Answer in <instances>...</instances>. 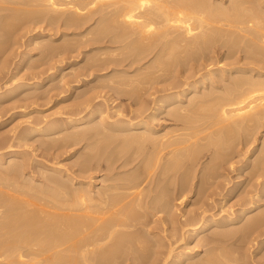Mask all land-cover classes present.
Segmentation results:
<instances>
[{"label": "bare ground", "instance_id": "bare-ground-1", "mask_svg": "<svg viewBox=\"0 0 264 264\" xmlns=\"http://www.w3.org/2000/svg\"><path fill=\"white\" fill-rule=\"evenodd\" d=\"M14 3L16 5L19 4L20 7H22L21 4L26 6H23L25 9H21L18 6L21 9L18 8L21 13L28 11L22 14L19 11H13V13H15L12 14V10H14L12 7V10H10L11 16L8 10L7 12L9 13L6 12L9 15L8 21L5 20L7 16H3L5 17L3 22L1 21L2 16L0 15V24L1 22L11 23L10 25L8 23L1 24L2 27H0V30L3 32L6 31V36L8 35L6 40L4 39L6 36L0 31V36L3 35L2 37H4L3 39L5 40L3 41V45H7V42H9L8 44H10V41L12 42L10 36L14 32V29H20L18 30L20 33H13V35L17 33L13 37L15 39L13 42H18L19 37H21L17 36L19 34H22L23 36L21 38H24L27 32L34 28L30 27L29 31L28 28H26L30 25L33 26L32 24H28L31 23L28 21L30 19L32 20L29 16L31 15L32 17L34 15L33 17H37L36 15H38L37 23L39 22L38 24H40L41 22L39 28H41L42 31L40 30V32H38V30L36 32L35 30L36 33H33V31V34L29 36V43L32 45L33 51L40 49L39 51L44 53L45 56L40 55L45 58H42L41 61L39 59V61L36 62L38 56H40L38 54L37 59L33 61L34 63L36 62L34 66L33 63H30V65L27 62L29 66H31L32 71L33 69L36 70L32 72L29 70V66L27 68L25 67V70L29 71L30 74L31 72L34 74H31L33 78L35 77V79L32 78V81L29 79L23 83L19 82L20 84H15L14 82L12 83L13 86L6 88V90L4 88L8 86V83H5L6 85L1 83L0 98L15 93V91L21 87H24L23 89L37 88L47 79H52L58 71L67 74L68 71H65V68L70 69L68 72L70 74L69 77L72 75L74 78L78 77L80 82L81 79L85 81L89 80L96 69H98L97 71L102 70L101 72L104 73L96 76V82L106 78V81H101V86L107 83L108 80L113 88L110 89L114 91V87H117L114 91L117 92V95L120 90L122 91V86L119 85L121 87L119 88L113 84L123 83L122 85H124V83H127V85L129 84L130 86L132 81H138L140 82L139 85H141V83H143L142 80L145 84L143 89L137 93L136 97H134L136 94L134 92L135 89L134 91L131 90L135 93L134 96L130 93L131 91H128L130 95L127 92V95L131 96L130 98L134 100V103L133 101L132 103H128V105L130 104L129 107H133L134 104H137V108L128 109L129 111L131 110L130 112L127 110L129 112L128 114H124L127 111L119 102L113 107L109 105L108 109L106 107L105 109H101L98 103L94 104V99L92 97L94 95L98 97V94L95 93L99 92L97 88L100 86V83L94 82L96 85L98 84L95 88L96 90L93 89L95 87L94 84H91L94 87H89V84L87 86L89 88L92 87L93 90L89 89V92L93 93L94 91V94L89 93L91 95L87 97L88 91L86 89L88 88H86V86L84 87L86 88L84 91H87V93L85 94L83 91L84 94H79L82 96L84 95L83 97L86 98L84 99V101H86L83 107L88 109V111L84 114L82 113L85 109L82 108V111V109L79 108L83 105L82 104L78 106L80 111H76L77 113L74 112L76 115L72 113L74 116H71L72 114L69 115L68 113L69 116L67 115L68 117L64 118L62 121H59L60 119L55 121L57 120L56 118L55 120L35 119L31 121L27 119L28 121L26 120V124L28 125H24L25 129L24 127L21 128L23 130L13 135V137H7L6 134V137H4L3 134H0L3 136L0 137V150H6L0 153V162L4 158L8 160V164L6 166L3 165V167H5H2L3 169L0 170V264H114L120 260L121 264H235L236 262V264H238L240 258L236 257L239 256L233 255L235 254L234 250L233 254L229 253L227 250L228 243L226 241V239L230 240L228 238L230 236H232L231 239H234L233 234L238 231L235 232L237 229L235 225L233 228L236 227V229L233 230L232 228L230 231L229 228L231 225L237 222L239 223L240 219L246 218L242 221L244 223L247 220V223L243 226L240 225L241 223L239 225L237 224L241 227L237 229L240 231V235L245 236L248 234V231L250 232L252 229H255V231L257 230L256 228L258 226L255 228L254 225H258L260 220L262 221V215L264 216L263 209H259L261 212L259 211V214L257 213L256 216H254V214L250 215L252 218L248 216L249 220L246 216L261 206V201H264V187H261V191H253L254 193L248 192L249 189H247L249 198L244 200L240 197L243 199V202L242 205L240 204L241 207H239V212L236 210L238 212L236 216L234 212L231 213L230 211L222 215L223 210H225L222 208L220 209L222 212L219 211L222 216L219 215L218 217V212L217 215H214L213 212L212 214H208L210 209L205 210L207 209L205 208L201 210V213L198 212L195 216L193 215L194 217L189 219L185 218L183 222H181L182 220L179 221L177 216L173 213L170 205V196L172 193L174 195L176 192V190L173 192L175 188L171 189L173 184H175V186H177L176 184H183L184 187V184L190 181L186 174L190 173L192 169L186 170L189 169L186 167L187 156H192V153L193 155L197 154L193 149L190 154L191 148L195 147L192 145L198 143L200 140H208V142L204 140L203 142L201 141L202 143L197 144L200 149L201 145L205 144L204 146H206L207 142L208 146L209 141H216V139L221 138L222 135L224 137L234 133H241L242 136V132L244 133L243 135L247 134L245 135V139H240L241 142H239L241 144L238 143L242 147L238 146L233 152L228 148L231 153L227 151V149L226 151L228 153L225 154L223 146L221 150V143L217 140L219 146L217 143L216 147H219L221 152H223L218 155L220 152L218 148H213L214 151L218 150L219 152H213L211 149L214 154L212 155L211 153L210 156L215 160H221L219 163L221 167L218 168L220 170L224 169L222 165L226 162L227 165L230 163L231 167L237 163L238 165L236 167L234 166L237 172L238 169L240 172L242 169L243 172H246V169H249L250 172L251 170L254 171L252 174L248 173L249 170L247 173H244L251 175H248L251 178L247 179V182H252L256 176L257 178L264 177V136L263 139L256 137L259 128L264 127V0H227V2L224 0H0V13H3L1 9H4L5 12V10L11 7V4L14 6ZM27 7L30 8L26 10ZM15 10L17 9L15 8ZM12 15H14V18ZM25 18L28 20V26L25 24L26 26L24 25L23 27H25L27 31L21 27L22 24L26 23V20L21 24L20 22L19 24L15 21L13 22L15 19L17 21ZM59 20L60 23L63 22L62 24L66 26L64 30H62L63 27H59L58 30L56 27H53ZM34 21L36 22V20ZM47 22L51 24L52 28L48 26ZM15 23L21 28L14 25L13 29L12 24ZM57 24V27L58 25L61 26V24ZM5 25H9L8 27L12 25L11 29L13 30H8L9 33L13 31L11 35L8 34L7 27L5 31L1 29L4 28ZM43 25L52 30L53 28L56 29L53 31H55L54 34H56V32L60 34V38L62 39L60 40V44L55 43L57 39H54L51 34L46 35V38V28L43 30ZM70 27H72L71 29L74 27L77 30L68 31ZM69 35L73 36L71 37ZM67 36L71 38L67 39ZM16 37L18 39H16ZM9 38L11 39L10 41H8ZM1 39L2 38H0V41ZM220 39H222V41H220ZM99 42H101V45L96 46L100 44ZM117 42H124L121 47L130 44L129 49L127 48L130 50V54L127 52V56L123 55L124 58H121L120 54L122 52L125 53V47L124 51L120 49L121 53H117L120 55V57L116 55L119 58L114 57L116 50L114 51L115 48H113L111 44H116ZM25 43H22L23 45L17 43V46H15L16 43L14 44L15 49L17 47L16 50L20 52L15 51L13 43H11L12 48L9 50L11 53L17 52V54L19 53L18 55H20V53H24V51L18 49H20V45L21 48L22 46H27L28 43ZM0 44L3 46L2 41ZM89 46H93L94 48H90ZM82 47L86 49L83 50ZM28 48L27 46L26 49ZM131 48L134 49L132 53L136 52L135 54L133 53V55L131 53ZM12 49H14V51H12ZM94 49H97L96 52L93 51ZM90 51H93L91 53H93V57H95V59L97 58V60L93 59ZM188 51L195 53L200 52L201 54L197 53L198 55L196 54L197 56L195 55L194 57V53L191 54ZM9 52L8 55H14H11ZM85 52L88 54L90 53L91 56H89L92 61L94 60L93 63L96 62L92 65V62L89 63L91 66L88 65V68L87 65H83L87 68L85 69L88 70V74L87 72H84V74L83 71H81V69L84 70L82 65L79 63L76 64L78 60H81L79 56ZM183 52L186 54L188 53V55H193L194 58L191 60H193L194 63H188L189 60H186L188 57L184 59L186 55H184ZM31 54L28 51L23 55L21 54L24 56L22 61H30L31 59L29 60V58H32L30 56ZM8 55L6 57L8 59L7 66L10 68L9 59H11V57L8 58ZM41 56L39 58H41ZM180 56H184V60L180 59ZM34 57L36 58L35 55ZM189 57L192 58V56ZM18 58H20V56ZM231 58L233 60H231ZM86 59L88 60L90 58ZM228 59L231 61L229 60V62ZM3 60L0 62L2 67L6 64ZM10 61H12V59ZM86 61L83 63H86ZM171 61H174V67L176 64H179V66L175 67L177 70L179 68L181 69L182 66L180 65L183 64V67H187L186 70L187 72L189 71V73L187 74L186 70L182 68L181 70L186 73L183 71L181 73L179 70L178 72L183 76L179 74L181 77H177L176 75L178 74L175 73L173 69L174 73L170 72V74L176 75H174V78L172 77L173 79L170 82L161 87H153L151 81L147 82L143 79L147 76L148 78L146 79H156L158 74L164 71L162 67H169L170 63H172ZM88 62L90 61H87V63ZM13 64L15 63L13 62ZM45 65L46 67H43ZM121 65H124L123 68ZM18 66L22 67V65ZM94 66L96 69L93 68V70L95 69L93 71L92 67ZM120 66L121 68H119ZM4 68H6V65L2 68L3 70H1V72L5 70L4 72L7 73ZM105 70L107 71L105 72ZM23 72L25 71L23 70ZM23 72V76H26V73ZM13 73L14 72H12V75ZM15 73L19 72L17 71ZM64 73L60 74L61 76L59 75L60 77L57 79V84L59 82L60 87H57L56 83L53 84L56 81H52L54 87H52V84H47V87L48 85L49 87L51 86L50 88L48 87L49 92L53 91L54 88L55 90H60V88H63V90L67 89H64V83L67 87L69 84L67 85L66 83H69L71 80H68L70 79L69 77L65 79L68 75ZM166 73L163 72L162 74L167 76ZM22 74L20 76L16 74L18 78H15L20 80L22 77L23 79ZM86 74L88 75L86 76L88 77L87 79L84 78ZM115 74L118 75H116L117 78L113 77ZM0 77L2 78L1 75ZM6 78L7 77H5V81L8 80H6ZM12 80L15 79L12 78L10 82ZM61 84H63V86ZM108 84H106L105 87L103 86V88L107 89L106 91L110 90L108 89L110 84L109 87ZM131 87H133V85ZM48 88L46 92L45 90L42 92L46 94ZM99 89L101 88L99 87ZM117 89H119V91ZM113 91L110 92L113 93ZM138 91L139 90L136 89V92ZM33 92L35 93V90ZM31 93L30 96L33 94ZM100 94L103 95L102 93ZM33 95L35 96V94ZM101 95L99 97L102 98ZM82 96L78 97L82 99ZM110 96L112 97V94ZM110 96L107 95V97ZM36 97H38L37 94ZM111 97L108 100H114L117 96H114L115 98ZM106 98H103L105 102L107 100ZM31 99L33 100L34 98L31 96ZM117 99L115 100L117 101ZM18 102H20V100ZM18 102L16 104H19ZM22 103H24V101ZM22 103L19 105H22ZM26 103L27 101L25 104ZM80 103H78V105ZM28 104L29 100L26 105ZM102 104L100 102V106H102ZM96 105L100 110L97 107V109H95ZM18 106L17 108H21ZM12 107H1L0 124L5 122V119L2 118L5 117L8 112L12 111ZM162 115L167 116L168 119L166 120L172 121V126L168 127L169 124L161 123L158 125L159 123H156V121L160 120ZM38 134L54 136L51 141H48V139L45 142L41 141V144H44L41 145L44 150H50L51 148H53L51 150H54L57 146L60 148V152H63V148H68L72 145L77 146L85 142L82 145V149L84 150H82V152L78 151L80 153L79 156L76 155L77 161L74 159V161H76L75 164L78 166V170L72 171L70 170L72 168L68 169L65 168L66 166L62 167V165L57 166V162L54 163L55 165H50L32 157L28 158L25 151L26 149L19 150L15 148V146L22 147L29 142L31 143L28 138ZM232 137L235 139L237 138L235 136ZM225 139L224 141L227 142L228 140L230 141L231 138L225 137ZM255 142H257V144ZM231 143L233 142H228V144ZM254 143L256 145L252 146ZM133 144H137L142 150H146L145 148L149 149L146 156L142 153V155L145 156L144 159L141 158V154L137 157L135 156L139 154L137 151H140V149L136 152L130 150L129 147ZM234 144H236L235 141L233 145ZM233 145L231 147L236 146ZM190 146L191 148H189ZM209 147L204 148L202 146L203 150H206H204L205 153L207 152L206 148H208V151L210 150L211 147ZM127 148L130 152H133L131 156L123 153ZM131 148L134 151L137 149H133L134 147L132 146ZM186 148L190 149H188V151H190L189 154L185 155L186 151L184 154L182 153L186 162L185 160L180 162L182 164L183 162L186 163L184 165L186 172L183 171L185 173L182 175L179 171L181 175L178 173V176L175 172L176 169L181 170L183 168V166L181 169L179 168V161H181L179 157H183L180 156L181 154L179 153H181V151L179 150H185ZM199 149L198 151L202 153L203 150ZM128 150H126V153L129 152ZM204 151L202 153L203 155L199 153L202 156L201 159L199 158V162L203 161L202 158L205 155ZM43 152L45 153L47 151ZM122 155L123 157H121ZM169 156L175 158V161L173 162V159ZM208 156L209 155H207V157ZM139 157L143 160V167L146 163L148 165L143 169H140V167H138L139 165H136L139 168V170H137L134 164L136 160H139ZM168 157L170 160L172 159L171 161L174 164L170 162L169 165ZM192 157L188 158H190L189 160L192 159V165L197 161V166L195 165V169L197 170L200 166L198 165L197 156H194L195 158ZM235 157H238V161ZM210 159L205 160L210 163ZM58 160L59 159L56 161ZM201 163H204V161ZM207 163L208 162L205 163L206 166L203 167V171L207 168L208 170L209 168L212 170L217 165V163L215 164L213 161L212 163L215 165L213 164L212 168L209 167L208 165L210 164ZM131 164L135 166L133 168H135L136 171H131L132 173L126 171L125 173L128 175L125 176L122 175V172H115L118 171L117 169L120 168L121 170V168ZM202 166L203 165H201V167ZM27 167L31 170H28V173H32L30 177L33 176V182H25V177L24 179H18L22 174L24 175ZM38 167L40 170L37 173H41L42 175V178L40 175V180L34 179L33 175V172L35 173L37 171L36 169H39ZM95 168H98V170L102 168L108 170L109 172L106 173L107 176L105 175L104 180L110 174H113L112 177L110 176L111 178L108 179L109 181L113 180V182L111 181L108 183L107 181V184H99V186H97V183L95 184L94 181L85 182L83 177L89 178L86 174H89L90 170ZM133 168L131 170H133ZM226 168L228 167L225 165V169ZM215 170L216 168H214V171ZM112 171L113 173H111ZM214 171L211 172L214 173ZM234 171L235 169H233V172ZM95 172L97 171H94V173ZM218 172L219 171H216L217 175H219ZM81 173L86 174L81 175ZM108 173L110 174L108 175ZM191 173L196 174L197 172L194 171ZM201 173H203L204 177H207H205L206 180L211 179L213 180L212 182L216 180L214 179L216 175L213 178V174H210L211 176L208 174L209 176H207L205 172ZM90 174L88 176H90ZM118 174L122 177H119ZM195 174L192 177V174L190 175L191 180L197 175ZM238 174V176L242 175L241 173ZM200 175L199 173L197 176L200 177ZM222 175L225 176V174ZM197 176L195 177L196 180ZM224 176L221 177L224 181L229 178V175H227V177L225 176L226 178H223ZM242 177L243 176L239 178ZM217 178L220 179V175ZM16 179L20 180V182ZM228 180L229 179L226 181L228 182ZM260 180L264 182V178H260ZM200 181H203V179ZM231 181L232 180H229V182ZM191 183L190 181V184ZM203 183L205 182H202L200 188L203 187ZM206 185L207 183L205 186ZM24 188L26 190H24ZM181 193H183V191ZM174 197L176 198L177 196L175 195ZM160 212H165L166 215L152 219V217H155L156 214ZM152 223L157 224L161 228L155 225L158 229V231H155V226L152 225ZM261 223H259V225ZM168 224L170 225L167 226ZM210 225H215L217 229L214 231L212 230L213 232H210L211 235L208 233L206 235L204 234L205 236L208 235L207 237H203L201 233L210 228ZM200 234L203 240L202 238L197 240L198 242H195L196 245L202 244L208 246L215 244L216 246L211 245L209 248L206 247L208 250L204 253H207V255H203L199 260L194 256L195 253L192 252L190 244L191 240L197 237L199 238ZM261 234L263 233L261 232ZM236 235L239 234L237 233ZM244 236L240 237L244 238ZM245 238H248V235L245 236ZM238 239L240 240L241 238L238 237ZM238 239L235 241H238ZM224 243H227L226 246ZM231 244L233 245L234 243ZM241 246L244 245L241 244ZM208 253L210 254L209 256ZM211 253L218 255L217 257L213 254L211 256ZM231 255L234 256L232 257L233 259ZM237 259L239 260L237 261ZM246 259L247 258H245V260ZM186 261L189 263H185Z\"/></svg>", "mask_w": 264, "mask_h": 264}, {"label": "rangeland", "instance_id": "rangeland-1", "mask_svg": "<svg viewBox=\"0 0 264 264\" xmlns=\"http://www.w3.org/2000/svg\"><path fill=\"white\" fill-rule=\"evenodd\" d=\"M224 1H226L227 2V0H224ZM15 4V3H14ZM16 5V4H15ZM14 5V6H15ZM22 5V7H20L19 6V4L18 5H16L15 7L14 6H12V4H11V7H9L7 10H5V12H4V9L2 10L1 9V11H3V13L2 14H4V15H2L1 13H0V15L2 16L1 17V21L3 22L4 21V18L7 16V18H5V20H7L8 21V14L7 13H9L10 12V10H12V9H14V10H12V14H14L13 13V11H19L20 12V10L21 9H25L23 6H25V5H23V4H21ZM21 8H19V7ZM13 7V8H12ZM26 7V6H25ZM12 8V9H11ZM15 8L17 9V10H15ZM20 10H19V9ZM28 8H30V7H27L26 8V10L28 9ZM9 10V12H7ZM23 11H25V10H23ZM28 11V10H27ZM27 11H25V12H27ZM7 12V13H6ZM18 12V13H19ZM25 12H22V13H25ZM21 13V12H20ZM19 13V14H20ZM21 13V14H22ZM10 14V16H11V12L9 13ZM20 14V15H21ZM27 14V13H26ZM16 15V14H15ZM3 16H5V17H3ZM17 16V15H16ZM34 16V15H33ZM31 17V15L29 16L30 18H32V20L30 19L29 20V18L26 16V18L29 20H26V18L25 19H20V20H17L16 21V19L15 20H13V22L15 21L17 24H19V22H20V24L21 23H24L25 22V20H26V23H24V24H22L21 25V27L23 28V29H25V27H23L25 24L28 26V24H32L33 26H28V27H26V28H28V31L30 30L29 28L30 27H34V28H32L29 32H27V34L25 35V39L24 38H21L23 35L21 34H19V35H17V36H21V37H19V39L16 37V39H18V42H16V41H14L13 42V40H15L13 37L19 32L18 30H20V29H18V30H16V29H14V25L16 26V27H20L19 25L17 26V24L15 23V24H12L13 25V29H11V27H12V25H11V27H8L11 23H9V22H5L6 24L8 23L9 25L8 26H6L5 25V27L4 28H1V29H3L4 31H5V29H6V27L8 28L7 29V31L9 30V29H11V30H13L12 32L13 33H15V32H17L16 34H14L13 35V33L12 32H10L9 33V31H8V34L9 35H11V33H12V35L10 36L11 37V39H12V42L10 41L11 39L9 38L8 39V41H10V44H8L9 42H5L7 45H3V41H5L4 39H6L7 40V38H8V35L6 36V34H7V32L5 33V32H3V31H1V33L2 34H4L6 37L4 38V37H2L3 35H1L0 36V38H2L1 39V41H2V45L3 46H1V44H0V62H2V60L4 61V62H6V64L5 63H3V64H5L6 65V68H4V69H6V71H7V73L6 72H1V70H3L2 68L5 66V65H3V67H2V65L0 66V75L2 76V78H1V80L3 81H1L0 80V85H2V84H7L8 86L7 87H5L4 89L6 90V88H9L10 86H13V84L12 83H14L15 82V84H20L19 82H21V83H23V82H26V81H28L29 79H31V81H32V76L34 75L32 72L33 71H36V70H34L33 69V71L31 70V66H29V64L30 63H33V66H34V64H36V62H38L39 61V59H40V61L42 60V58H45V57H42L41 55H43V56H45V54L44 53H41V51H39L40 49H36V51L34 50L33 51V47H32V45H30V41H29V36L31 35V34H33V33H36L38 30V32H40V30H41V28H39L40 26H41V22H40V24H38L37 23V17H39L38 15H36L37 17ZM12 17L14 18V15H12ZM11 17V18H12ZM12 20V19H11ZM10 20V21H11ZM34 20H36V22L34 21ZM24 21V22H23ZM31 22V23H28V22ZM1 22V24L3 25V24H5V23H2ZM12 22V21H11ZM46 22V21H45ZM45 22H43V23H45ZM28 23V24H27ZM42 23V24H43ZM61 24V26H59L58 24ZM56 24L58 25V27L56 26V24H54L53 25V27L55 28H57V30L59 29V27L60 28H62V30H64V27H66V26H64V24H62L63 22H61L60 23V20L57 22ZM1 24H0V27H2L1 26ZM47 24H48V26H51V24H49L48 22H47ZM47 24H45V25H47ZM25 25V26H26ZM40 25V26H39ZM45 25H43L42 27V29L44 30L45 28H46V26ZM63 25V26H62ZM45 26V27H44ZM20 27V28H21ZM86 27V26H85ZM48 28V29H47ZM46 29H45V36L46 35H48V34H51V35H53L52 37L54 38V39H57V41H55V43H57V44H60V40H62L61 38H60V34H58L57 32H56V34H58V35H56V34H54L55 33V31H53V30H56V29H54L53 28V30L51 29L52 28V26H51V28L49 29V27H47ZM67 28H68V26H67ZM66 28V29H67ZM72 27H70L69 28V30L68 31H74V27H73V29H71ZM84 28V27H83ZM65 29V30H66ZM10 30V31H11ZM16 30V31H15ZM26 30V29H25ZM25 30H24V32H25ZM35 30H36V32H35ZM46 30H47V32H46ZM61 30V29H60ZM59 30V31H60ZM75 30H77V29H75ZM27 31V30H26ZM34 31V32H33ZM42 31V30H41ZM52 31V32H51ZM22 32H23V30H22ZM21 32V33H22ZM33 32V33H32ZM20 33V32H19ZM24 34V33H23ZM54 35H56V36H54ZM28 36V37H27ZM45 36H43V37H45ZM69 36H73V35H69ZM69 36H67L66 38L67 39H69V38H71V37H69ZM26 37H27V40H26ZM4 38V39H3ZM20 38H21V40H20ZM46 38H47V36H46ZM26 40V41H24V42H22L23 40ZM21 42H20V41ZM1 41H0V43H1ZM220 41H222V39H220ZM28 43L27 44V46L29 47L28 49H26L27 48V46H22V48H21V45H23L24 43ZM128 42V41H127ZM11 43H13V46H14V44H15V46H17V43L19 44H21L20 45V49H18V50H22V51H24V53H20V55H18L17 54V52H20V51H17L16 49H17V47H16V49H15V46L13 47L14 49H15V51H17L16 53L14 52V53H11V46H12V44ZM23 43V44H22ZM25 43V44H26ZM63 43V42H62ZM100 44H97L96 46H100L101 45V42H99ZM120 44V45H118V44ZM116 44H111V45H113V48H115L114 49V51L116 50V54H115V56L114 57H120V55H121V58H124V56L123 55H126V53L128 52L129 54H130V50H128L129 49V47H130V44L129 45H127V43H126V45L128 46H125V45H123L124 47H121L122 46V44L124 43V42H117ZM129 43V42H128ZM102 45H103V43H102ZM116 45H117V47L118 46H120V47H116ZM19 46V45H18ZM31 46V47H30ZM34 46V45H33ZM26 47V48H25ZM90 48H92L93 46H89ZM126 47V49H125V53H121V50L122 51H124V48ZM132 47V46H131ZM32 48V49H31ZM83 48V50H85L84 49V47H82ZM94 48V47H93ZM123 48V49H122ZM128 48V49H127ZM10 49V50H9ZM14 49H12V51H14ZM26 49V50H25ZM32 51H31V50ZM35 49V48H34ZM121 49V50H120ZM89 50V49H88ZM96 50L97 49H94L93 51H95L96 52ZM132 50L134 51V49L133 48H131V53H132ZM189 50V49H188ZM10 51V52H9ZM27 51L28 52H30V56L33 58H29V60L30 61H28V60H25V61H22V59H23V57L24 56H22L23 54H25V53H27ZM93 51H90V53L91 52H93ZM113 51V50H112ZM208 51V50H207ZM206 51V52H207ZM8 52L12 55V54H14V55H12V56H10V55H8ZM40 52V53H39ZM119 52V53H118ZM189 52V51H188ZM205 52V53H206ZM37 53V54H36ZM90 53L88 54V53H82L80 56H79V59H81V60H78L77 61V63L76 64H80V65H82V68L84 69V70H82L81 69V71H83V73L85 72H87L88 70H86L89 66H91L92 64H94V63H96V62H94L93 63V61H92V59H91V55L93 54V53H91V55H90ZM120 54V55H118V54ZM134 53V52H133ZM133 53H132V55H133ZM136 53V52H135ZM134 53V54H135ZM189 53H191V54H193L194 55V57H195V55L197 54V53H199V54H201L200 52H189ZM208 53V52H207ZM19 57L20 56V58H18L16 55ZM22 54V55H21ZM38 54L41 56V58H39L40 56H38ZM88 54V55H87ZM129 54H128V56H129ZM183 54L184 55H186V57H184V56H180L181 58L180 59H183V57H184V59H186L187 57L189 58H187L186 60H189V62L188 63H194L193 62V60H191V59H193L194 57H193V55H188V53L186 54V53H184L183 52ZM182 54V55H183ZM7 55H8V58H10L11 57V59H12V61L16 64V66H15V64H13V62L12 61H10L11 59H9V62L11 63H9V65H10V68H9V66H7V62H8V59L6 58L7 57ZM34 55L36 56V58L34 57ZM90 55V56H89ZM116 55H118V56H116ZM131 55V56H132ZM180 55H181V53H180ZM198 55V54H197ZM196 55V56H197ZM21 56H22V58H21ZM30 56H28V57H30ZM37 56H38V59H37ZM84 56V57H83ZM88 56V57H87ZM109 56V55H108ZM127 56V55H126ZM130 56V57H131ZM189 56H192V58L191 57H189ZM92 57H93V55H92ZM118 57V58H119ZM14 58V59H13ZM86 58H90V59H86ZM120 58V59H121ZM125 58H128V57H125ZM19 59V60H18ZM34 59H37L36 60V62L34 63L33 61H35ZM78 59V58H77ZM93 59H95V57H93ZM183 59V60H184ZM7 60V61H6ZM18 60V61H17ZM90 61V62H88L87 63V61ZM95 60H97V58L95 59ZM191 60V61H190ZM230 59H228V61H229ZM231 60H233L232 58H231ZM230 60V61H231ZM17 61V62H16ZM21 61V62H20ZM80 61V62H79ZM84 61H86V63H83ZM229 61V62H230ZM29 64H28V63ZM82 62V63H81ZM92 62V63H91ZM125 62H128V61H125ZM172 63H170V68L168 67V66H163L162 67V70H164V71H162L161 72V74H158V77L155 79H151V78H149V79H146V78H148V76L146 77V78H143L145 81H151V83L153 84V87H161L162 85H166V83H168V82H170L173 78H174V75H176V74H170V72L172 73L174 70H175V73H177L178 75H176L177 77H181V76H183L181 73H182V71L183 70H186L187 69V67L186 68H184L183 66V64L182 65H180V66H182L181 67V69L183 68V70H181L180 68L177 70L175 67L176 66H179V64H176V66L174 67V65H175V63H174V61H171ZM176 62V61H175ZM226 62V61H225ZM89 63H91V65H89ZM178 63V62H177ZM24 64V65H23ZM11 65H12V67H11ZM15 67H14V66ZM18 65H22V67L21 66H18ZM31 65V64H30ZM83 65H87V68L85 67V66H83ZM89 65V66H88ZM125 65V64H124ZM124 65H121L122 66V68H123V66ZM29 66V67H28ZM32 66V67H33ZM121 66L119 67V68H121ZM126 66V65H125ZM185 66H186V64H185ZM8 67V68H7ZM28 67V68H30L29 70L30 71H32L31 72V74H33L32 76H31V74H30V72L29 71H27V70H25L26 68ZM43 67H46V65L45 66H43ZM97 67V66H96ZM169 68V69H166V68ZM19 69V70H17V69ZM21 68V69H20ZM86 68V69H85ZM93 68H95V66L94 67H92V70H93ZM98 68V67H97ZM178 68V67H177ZM8 69V70H7ZM12 69H13V71H12ZM15 69V70H14ZM25 71V72H23V70ZM96 69V68H95ZM94 69V70H95ZM174 69V70H173ZM65 71L67 70L68 72H69V68L67 69V68H65L64 69ZM93 70V71H94ZM98 69H96L95 71H94V74H93V76L89 79V80H82L81 79V82H80V80L78 79V77L75 79L74 78V76L72 75L71 77H69L70 76V74L67 72V74H65L64 72V74L65 75H68V76H66L65 77V79H67V77H69L70 79H68L70 82L68 83H66L67 85L69 84H71L70 86L68 85L67 87H66V85H65V83H64V89L65 88H67L66 90H63V88L61 89L60 88V90L59 89H57V90H55V88L53 89V91H51V89H50V91L52 92H49V88L51 87H49V85L50 84H52L53 82L52 81H56V82H54L53 84H57V79L61 76L60 74H63L62 72H60V71H58L57 72V74L52 78V79H47L43 84H41V85H39L37 88H28V89H23L24 87H21V88H18L17 89V91H15V93H11V95L10 94H8V95H5V96H7V97H4L3 96V98H0V109H1V107L3 108V107H12L14 104H16L19 100H20V102H18L19 104H21L23 101H24V103H22V105H19V104H16L15 106H13L12 108H11V110L12 111H10V112H8L6 115H5V117H3L2 119H5V122L4 123H2V124H0V134H3L4 135V137H13V135H15V134H18L19 132H21L23 129H21V128H23L24 127V125L26 126V125H28V124H26V122L28 121V120H35V119H37V120H42V119H48V120H55V118L57 119V120H55V121H58L59 119V121H62L64 118H66V117H68L70 114H74V115H76L75 113H77L76 111H80V109H82V108H84L83 106H85L84 105V103H85V101H84V99H86V98H84L82 95H79L80 93H82V94H84L83 93V91L86 89V88H88V89H86L87 91H88V93H87V91H84L85 92V94L87 93V97H88V95H91V94H89V93H92V92H89L90 90L89 89H92V87H94L93 89L94 90H96L95 88L98 86V84L96 85L95 83H100L99 85L100 86H98V90L97 91H99L98 93H95L94 91H93V93L92 94H98V97L97 96H93L92 98L94 99V104H99V107L101 108V109H105V107L108 109L109 108V105L111 106V107H113V106H116L117 104H118V102H119V104L120 105H122V107L123 108H125V110L127 111L128 109H135V108H137L136 107V105L137 104H134V106L133 107H129L130 106V104L128 105V103H132V101H133V103H134V100H132L130 97L131 96H129L130 94H129V92L128 91H134V89H135V93L134 92H130V93H132V95L134 96V94H135V96L134 97H136L137 96V93H139L142 89H143V86H144V84H145V82L142 80V82L143 83H141V85H139V83L140 82H138V81H135V82H131V83H133V84H131L130 83V86H129V84L127 85V83H124V85H122V84H113L114 86H118L119 88H121L120 86H122V91L120 90L119 91V89H117L118 91H119V94L121 95H117V92H114L115 91V89L117 88V87H114V91L112 90L113 88L111 87V84L109 83V81L107 80V83H104V87L106 86V84H110V87H109V84H108V89H110V88H112V89H110V90H108V91H106L107 89L106 88H103V86H101V84H102V82L101 81H106V78L105 79H103V80H101V81H98V82H96L97 81V77L96 76H98V74L99 75H101V74H103L104 72H101L100 70L99 71H97ZM165 70H168V71H165ZM181 71V73H179L178 71ZM19 72V73H13V75H12V72ZM37 71H39V70H37ZM80 71V72H81ZM91 71V70H90ZM107 70H105V72H106ZM22 72L23 73H26V76H23L24 74H22ZM60 72V73H59ZM166 73V72H168V73H166L167 74V76L166 75H163L162 73ZM183 72H185V71H183ZM186 72H187V70H186ZM185 72V73H186ZM3 73V74H2ZM22 74V76H23V79H22V77L20 78V80L19 79H16L15 77H17L18 78V76L17 75H21ZM84 73V74H85ZM97 73V74H96ZM174 73V72H173ZM189 73V71L187 72V74ZM17 74V75H16ZM28 74H29V76H30V78H29V76H28ZM83 74V75H84ZM87 74H88V72H87ZM85 75V77L84 76H82V77H84L85 79H87L88 77H86V76H88V75ZM96 74V75H95ZM171 76H170V75ZM179 74H181V76L179 75ZM184 74V73H183ZM12 75V76H11ZM60 75V76H59ZM95 75V76H94ZM116 75L117 74H115V76H113V77H116ZM150 75V74H149ZM7 77L6 78V80L7 81H5V77ZM28 76V77H27ZM118 76V75H117ZM4 77V78H3ZM11 77V78H10ZM38 77V76H37ZM40 77V76H39ZM95 77V78H94ZM166 77V78H165ZM173 77V78H172ZM176 77V78H177ZM12 78H14L15 80H12L11 82H10V80L12 79ZM27 80H26V79ZM56 78V79H55ZM72 78V79H71ZM117 78V77H116ZM25 79V80H24ZM33 79H35V77L33 78ZM54 79V80H53ZM107 79H109V78H107ZM151 79V80H150ZM166 79H168V80H166ZM18 80V81H17ZM79 81V83H78V81ZM115 80V79H114ZM17 81V82H16ZM67 81V80H66ZM51 82V83H50ZM85 82H87V83H85ZM89 82V83H88ZM93 82V83H92ZM95 82V83H94ZM161 82H162V84H161ZM2 83V84H1ZM49 83V85H48V87H47V84ZM165 83V84H164ZM5 84V85H6ZM11 84V85H10ZM52 84V87H54V85ZM88 84H89V87L90 86H92L91 88H89V87H87L88 86ZM91 84H94V86L93 85H91ZM60 84H59V82H58V84L56 85L57 87H60L59 86ZM62 86H63V84H61ZM120 85V86H119ZM133 85V87H131ZM86 86V88H84ZM70 87V88H69ZM99 87L102 89V91H101V89H99ZM138 87H140V88H138ZM47 88H48V92L45 94V92H46V90H47ZM74 88V89H73ZM84 88V89H83ZM131 88H133V89H131ZM32 89V90H31ZM92 89V90H93ZM105 89V90H104ZM129 89V90H128ZM136 89L137 90H139L138 92H136ZM35 90V93L33 92ZM45 90V92L43 93L42 91H44ZM59 90V91H58ZM91 90V91H92ZM2 91V90H1ZM38 91V92H37ZM101 91V92H100ZM103 91H104V93H103ZM110 91H113V93L112 92H110ZM35 94V96L32 94ZM106 92H107V94H106ZM109 92V93H108ZM127 92H128V94L129 95H127ZM29 93V94H28ZM30 93L32 94L31 96L34 98L33 100L31 99V96H30ZM38 93H39V95H40V97H42V98H40L39 97V95H38ZM100 93H102L103 95H101ZM112 94V97L110 96L111 94ZM27 94H28V96H27ZM36 94H37V96L38 97H36ZM44 94V95H43ZM52 94V95H51ZM54 94V95H53ZM114 94V95H113ZM47 95V96H46ZM102 96V98L101 97H99V96ZM107 95L108 96H110L111 98H113L114 96L116 97H114L115 99H117V101L114 99H110V100H108L110 97H107ZM19 96V97H18ZM21 96H25L24 97V100H23V97H21ZM44 96V97H43ZM53 96V97H52ZM78 96H82L83 98L81 99V98H79ZM85 96V97H86ZM107 98H106V97ZM126 96H129V97H126ZM28 97H30V98H28ZM19 100H18V99ZM90 98V97H89ZM92 98H90V99H92ZM100 98V99H99ZM103 98H106L107 100H106V102H105V99H103ZM128 98V99H127ZM27 99V100H26ZM31 99V100H30ZM37 101H36V100ZM79 99H80V101H81V103H80V101H79ZM124 99V100H123ZM130 99H131V101H130ZM134 99V98H133ZM16 100H18V101H16ZM22 100V101H21ZM28 100H29V104L28 105H26L27 103H28ZM76 102H75V101ZM83 100V101H82ZM129 100V101H128ZM16 101V102H15ZM27 101V103L25 104V102ZM104 101V102H103ZM113 101V102H112ZM128 101V102H127ZM15 102V103H14ZM83 102V103H82ZM100 102H101V104H102V106H100ZM115 102V103H114ZM72 103V104H71ZM77 103V104H76ZM78 103H80L79 105H78ZM107 103V104H106ZM125 103V104H124ZM1 104H2V106H1ZM9 104V105H8ZM83 104V105H82ZM105 104V105H104ZM3 105H6V106H3ZM11 105V106H10ZM19 105V106H18ZM23 105H24V107H23ZM80 105H82V106H80ZM17 106L18 107H21V108H17ZM78 106H80L79 108H78ZM99 109V107L96 105L95 106V109H97V108ZM129 107V108H128ZM85 109V108H84ZM71 110V111H70ZM100 110V109H99ZM113 110H115V109H113ZM82 111H83V109H82ZM88 111V109H85L84 110V112L82 113V114H84L85 112H87ZM111 111H112V109H111ZM129 111V110H128ZM125 112L124 114H128L129 112ZM14 112V113H13ZM63 112V113H62ZM71 112V113H70ZM75 112V113H74ZM68 113H69V115H68ZM9 114V115H8ZM71 115V116H74V115ZM81 114V115H82ZM133 114V113H132ZM68 115V116H67ZM78 115V114H77ZM43 116V117H42ZM50 116V117H49ZM38 117V118H37ZM163 118V119H162ZM1 119V120H2ZM28 119V120H27ZM165 119V120H164ZM166 119H168L167 118V116L166 115H162L161 116V118H160V120H158V121H156V123L158 124V125H160L161 123H165V124H169V126L168 127H170V126H172L171 125V123H172V121L170 122L169 120H166ZM7 120V121H6ZM27 120V121H26ZM161 121V122H160ZM163 121V122H162ZM169 121V122H168ZM78 126H82V125H78ZM262 128V127H261ZM261 128H259V130H258V132H257V135H256V137L257 138H262L263 139V136H264V127L261 129ZM17 129V130H16ZM24 129H25V127H24ZM20 130V131H19ZM262 130V131H261ZM14 131V132H13ZM5 134H6V136H5ZM9 134V135H8ZM240 134V135H239ZM239 134H237V133H234V134H231L232 136H235V137H237L236 139L235 138H233L231 135H227V136H224L223 137V135H222V137L221 138H218V139H216V141L214 140V141H209V145L207 146V142H208V140H205V141H207L206 142V146H204L205 144H203V145H199L200 146V149H202L203 150V148H202V146L205 148V147H209L210 148V152L208 151V148H206L207 149V152L205 153V151H204V156H203V161H204V163H201V162H203V161H200L199 162V160L201 159V154L203 153V151H202V153L200 152V151H198V149H199V147L197 146V144H200V143H202L203 141L202 140H200V141H198V143H196V144H194V143H192V144H194V145H192V146H195V147H193V148H191V146L189 147V148H191V152L190 151H188V149L186 150H179V151H181V153H179V154H181L180 156H183V154L185 153V151H186V154L185 155H187V154H189V152H190V154L192 153V149H193V151H195V152H197V154L196 155H193V153H192V156H187V164L185 163L186 162V159H184L185 157L183 156V157H179L180 158V160L181 161H179V168L181 169L182 168V166H183V170L181 171V170H179V169H176V173L178 174H180V172H181V174L183 175L185 172H186V170L188 171V170H191V172H194V171H196L197 173V175H199V173L201 174L200 175V177L199 176H197L195 173H191L190 171V173L192 174H190V173H187L186 175H187V177L189 178V180L192 182L191 184H190V181H188V183L187 184H184V187H183V184H176L177 186H175V184H173V188L171 187V189H174V191L173 192H175V190H176V192L174 193V195H173V193H172V191H171V196H170V205H171V209H172V211H173V213L177 216V218L179 219V221H181V222H183L184 221V219L186 218V219H189V218H191V217H194L196 214H198V212L199 213H201L202 211L201 210H204L205 208H207V209H205V210H209V212H208V214H212V212H213V214L214 215H217L218 213V217H219V215H221V213L219 212V211H221L220 209H225V210H223V212H222V215H225V213L227 214V213H229V211L231 212V213H233L234 212V215L236 216V215H238V210H239V207H241V205H242V202H243V199L245 200V199H248L249 198V194H248V192H253V191H261L262 190V186L264 187V182L262 181V180H260V178L262 179V178H264V177H258L257 178V176H256V180L255 179H253V181L252 182H247L248 180L247 179H249V178H251V177H249V176H251V175H249V174H252V173H254V171H252L251 170V172H250V170L249 169H246L247 171L249 170V174H244V173H247V171L246 172H243V169L241 170V172H240V170L238 169V172H237V169L235 168L238 164L237 163H235L232 167H231V164L230 163H228V165H227V162L226 163H224L222 166H224V169H222V170H220L219 168L221 167L220 165H219V163L221 162V160L220 159H213L211 156H210V154L212 153V151L213 152H215V151H217V152H219L218 153V155L220 154V153H222L223 151H225L224 153L226 154V153H228L227 151H229L230 152V150L228 149V148H230L231 150H232V152L234 151V149H237V147L239 146H241V145H239V144H241L240 142H241V140H243V138L245 139L246 137H245V135H247V134H245V135H243L244 133L242 132V136H241V133H239ZM11 135V136H10ZM45 136H47V137H45ZM0 137H3V136H1L0 135ZM54 136H49V135H43V134H38V135H34V136H30L28 139L31 141V143L29 142V143H27V145H25V146H22V147H17V146H15V148L16 149H19V150H25L26 151V153H27V155H28V158L29 157H32V158H35V159H38V160H41V161H44L46 164L48 163V164H50V165H55L54 163H56L57 162V166H61L62 165V167H65V168H72V169H70V170H72V171H75L76 169L78 170V166L75 164L76 163V161H77V156H79V152H82V150H84V149H82V145L85 143V142H83L82 144H78L77 146L75 145H72V146H70V147H68V148H63L64 149V151L62 152H60V148H58L57 146V148L55 149L54 148V150H51V149H53V148H51L50 150H44V148H43V146H41V145H44L43 143L41 144V141L42 142H45V141H47V139H48V141H51V140H53L52 138H53ZM225 137L226 138H231L230 139V141L231 142H233L234 143V141L236 142V144H234V145H236V146H234L233 145V143H231V144H228V142H230L229 140L226 142V141H224V139H225ZM34 138V139H33ZM46 139V140H41V139ZM51 138V139H50ZM224 138V139H223ZM239 138V139H238ZM40 139V140H39ZM50 139V140H49ZM238 139V140H237ZM241 139V140H240ZM261 139V140H262ZM217 140H219V143H221L220 145H221V150H222V146H223V151L221 152V150L219 149V147H216L217 146V143H218V141ZM225 140H227V139H225ZM234 140V141H233ZM202 141V142H201ZM221 141V142H220ZM225 142V145L227 146H225L224 145V142ZM240 141V142H239ZM194 142V141H193ZM212 142H216V143H212ZM259 142V141H258ZM39 143H40V145H39ZM190 143V144H191ZM219 143H218V146H219ZM227 143V144H226ZM239 143V144H238ZM256 144H257V142H255ZM252 144V146H255L256 144ZM30 144H32V145H30ZM215 144V145H214ZM135 145V146H134ZM228 145H230V146H228ZM234 146V147H231V146ZM38 146V147H37ZM41 146V147H40ZM74 146V147H73ZM132 147H134L133 149H135V148H137L138 147V145L137 144H133V145H131ZM131 146L129 147L130 148V150L131 151H133V152H136L137 150H139L140 148L138 147L135 151L134 150H132V148H131ZM137 146V147H136ZM213 146V147H212ZM251 146V147H252ZM38 149H37V148ZM182 147V146H181ZM225 147V148H224ZM242 147V146H241ZM143 148V147H142ZM145 148V147H144ZM213 148H215V149H217L218 148V150H215L214 151V149ZM233 148V149H232ZM35 149V150H34ZM75 149V150H74ZM146 150H142V149H140V151H146V152H140V151H137L139 154L138 155H135L136 157L137 156H139L140 154L142 155V153H143V155H145L146 156V154H147V152H149V149L148 148H145ZM197 149V150H196ZM199 149V150H200ZM211 149H212V151H211ZM228 149V150H227ZM61 150H62V148H61ZM77 150V151H76ZM81 150V151H80ZM85 150H89V149H85ZM126 150H128V148L126 149ZM124 151L123 153H125L126 155L128 154V156H131L132 155V153L133 152H130V150H128L129 152H130V155H129V152L128 153H126L127 151ZM227 150V151H226ZM6 150L5 149H2V150H0V153H3V152H5ZM29 153H28V152ZM43 151H47V152H43ZM50 151V152H49ZM52 151V152H51ZM76 151V152H75ZM79 151V152H78ZM188 151V152H187ZM31 152V153H30ZM58 152H59V156H58ZM194 152V153H195ZM33 153V154H32ZM47 153V154H46ZM77 153V154H76ZM145 153V154H144ZM183 153V154H182ZM199 153H201V154H199ZM231 153V152H230ZM135 154V153H134ZM133 154V155H134ZM199 154V155H198ZM209 155L208 157H207V155ZM214 153H212V155H213ZM47 155V156H46ZM77 155V156H76ZM125 155V156H126ZM142 155V157L141 158H145V156H143ZM203 155V154H202ZM37 156V157H36ZM58 156V157H57ZM194 156H197V159H198V165H200L198 168H197V170L199 171H197L196 169H195V165L197 164V161L195 162V163H193V165H192V159L191 160H189L190 158H188V157H192V158H195ZM199 156V157H198ZM206 156V157H205ZM121 157H123V155L121 156ZM139 157V160H136L135 161V166L137 165H139L138 167H140V169L142 168H144L146 165H148L146 162V164H144V167H143V165H142V159ZM170 157V156H169ZM168 157V158H169ZM54 158V159H53ZM168 158H167V160H168ZM170 158H172V157H170ZM170 158H169V165H170V162H172L171 160L173 159V162L175 161L174 159L175 158H172L171 160H170ZM200 158V159H199ZM207 160V159H210V158H212V159H210L211 160V162L209 163V161H206L205 159ZM235 158H237V161H238V157H235ZM5 159V160H4ZM3 160H1V162H0V170H2L7 164H8V160H7V158H4ZM50 159V160H49ZM57 159H59L58 161H56ZM74 159L76 160V161H74ZM138 159V158H137ZM234 159V158H233ZM233 159H232V161H233ZM49 160V161H48ZM54 160V161H53ZM182 160H185V162H183V164L182 163H180V162H182ZM189 160V161H188ZM215 162V164L217 163V167L215 166L214 168H216V170L214 171V168H213V164L214 163H212L213 161ZM239 160H240V158H239ZM141 161V162H140ZM191 161V162H190ZM208 162L207 164H210V165H208L209 167H212L213 169L211 170V168H209V170H211V171H214V173L213 172H211V171H209L208 170V166L206 167L207 169H205V171H203L204 169H203V167L204 166H206V162ZM236 161V162H237ZM7 162V163H6ZM53 162V163H52ZM59 162V163H58ZM165 162H166V160H165ZM172 162V163H173ZM234 162H235V160H234ZM141 165H140V164ZM144 163V162H143ZM163 163H164V161H163ZM171 163V164H172ZM201 163V164H200ZM72 164H73V166H72ZM174 164V163H173ZM182 164V165H181ZM186 164V167L187 168H189V169H186L185 170V165ZM189 164H191V165H189ZM214 164V165H215ZM230 164V165H229ZM3 165H5L4 167H3ZM132 165V164H131ZM129 165V166H127V167H129V168H127V167H124V168H121V170H120V168L119 169H117L118 171H115V172H122V175H128L127 173H125L126 171H128V172H134V171H136V169L135 168H137V170H139V168L136 166H134V165ZM188 165V166H187ZM201 165H203L202 167H201ZM219 165V166H218ZM225 165H226V167H228V168H226L225 169ZM69 166H71V167H69ZM181 166V167H180ZM197 166V165H196ZM235 166V167H234ZM3 167V168H2ZM40 167V166H39ZM38 167V168H39ZM133 167H135V168H133ZM192 167V168H191ZM194 167V168H193ZM219 167V168H218ZM229 167H230V169H229ZM133 168V170H131ZM223 168V167H222ZM74 169V170H73ZM95 169H97V170H95ZM95 169H93L94 171H97V172H95L94 173V171L93 170H90V172H91V174H90V172H89V174H90V176H88L89 174H86V173H84V174H82L81 173V175H85L86 174V176L87 177H89V178H86L85 176L83 177L84 179V181L85 182H95V184L97 183V186H99V184H107L106 182L108 181V183H110L111 181L113 182V180H111V181H109L108 179L109 178H111L112 177V175L113 174H110V173H108V177H106V181L104 180V177H105V175H106V173L107 172H109L108 170H105V169H99L98 170V168H95ZM124 170V172H123V170ZM135 169V170H134ZM194 169V170H193ZM233 169H235V171L233 172ZM26 171H25V173H24V175H23V177H22V175L20 176V178L18 177V179H24V177H25V182H33V176L32 177H30V174L32 175V173L30 172V173H28L29 171H31L30 169H29V167H27L26 169H25ZM29 170V171H28ZM37 171L34 173L33 172V175H34V179H36V180H40L41 178H42V175H41V173H37V172H39V170H40V168L39 169H36ZM76 170V171H77ZM120 170V171H119ZM130 170V171H129ZM207 170V171H206ZM180 171V172H179ZM183 171H185V172H183ZM216 171H221L220 173L218 172V174L220 175V179L219 178H217V177H219V175H217V173H216ZM131 172V173H132ZM201 172H205V175L207 174V176H209L210 174H213L212 175V177L214 178L215 177V175H216V177L214 178V179H216L214 182H215V184H214V182H212L213 180H206V178L203 176V173H201ZM206 172H208V173H206ZM211 172V173H210ZM225 172V173H224ZM87 173H88V171H87ZM111 173H113V171L111 172ZM226 173H227V175H229L228 177L229 178H227V179H229V180H232L231 182H229V180H228V182L225 180L224 181V179H221V177L222 176H224V175H222V174H225V176L227 177V175H226ZM230 173V174H229ZM238 173H241L240 175L241 176H243L242 178H239V177H241V176H238L239 174ZM93 174V175H92ZM121 174V173H120ZM120 174H118L119 175V177L121 176ZM179 174H178V176H179ZM180 174V175H181ZM188 174H190L191 175V177L195 174L196 176H197V180L195 179V177L194 178H192V180H191V178H190V175H188ZM209 174V175H208ZM29 175V176H28ZM40 175H41V178H40ZM117 175V176H118ZM222 175V176H221ZM237 175V176H236ZM249 175V176H248ZM254 175V174H253ZM92 176V177H91ZM107 176V175H106ZM111 176V177H110ZM203 176V177H202ZM211 176V175H210ZM223 177V178H226V177ZM255 176V175H254ZM253 176V177H254ZM27 177H30V178H27ZM122 177V176H121ZM211 177V178H212ZM233 177V178H232ZM238 177V178H237ZM91 178H92V180H91ZM180 178H181V176H180ZM179 178V179H180ZM199 178H201V179H203V181L205 182V183H203V187L202 188H200L202 185V182L203 181H200L201 179H199ZM205 178V179H204ZM232 178V179H231ZM28 179V180H27ZM30 179V180H29ZM87 179V180H86ZM219 179V180H218ZM17 180V179H16ZM103 180H104V183H103ZM221 180H223V181H221ZM239 180H240V182H239ZM242 180V181H241ZM255 180V181H254ZM17 181H19L20 182V180H17ZM22 181V180H21ZM195 181V182H194ZM208 181H209V183H208ZM211 181V182H210ZM258 183H257V182ZM262 181V182H261ZM22 182H24V181H22ZM40 182V181H39ZM147 183V182H146ZM207 183V185L205 186V184ZM211 183V184H210ZM256 183V184H255ZM255 184V185H254ZM263 184V185H262ZM21 185V184H20ZM179 185H180V188H179ZM182 185V186H181ZM201 185V186H200ZM211 185V186H210ZM252 185V186H251ZM257 185V186H256ZM100 186H102V185H100ZM192 186V187H191ZM205 186V187H204ZM219 186V187H218ZM21 187V186H20ZM183 187V188H182ZM185 187H186V189H185ZM251 187V188H250ZM256 187V188H255ZM26 188V187H25ZM24 188V190H26ZM28 188V187H27ZM179 188V189H178ZM191 188H193V189H190ZM36 189V188H35ZM182 189H184V190H182ZM189 189V190H188ZM246 189V190H245ZM247 189H249V191L247 192ZM180 190V191H179ZM187 190V191H186ZM233 190V191H232ZM243 190H244V192H243ZM183 191V193H181ZM255 191V192H256ZM181 193V194H180ZM244 193V194H243ZM254 193V192H253ZM247 194V195H246ZM177 196L176 198L174 197V196ZM180 196V197H179ZM247 198H246V197ZM174 197V198H173ZM240 197H242V198H240ZM171 198H173V199H171ZM224 200V201H223ZM242 200V201H241ZM264 200V199H263ZM241 201V202H240ZM247 201V200H246ZM218 203V204H217ZM244 203H245V201H244ZM261 206L259 207V208H257V210H254V211H252L250 214H248L246 217H248V216H250V215H253L254 214V216H256V214L258 213L259 214V211L260 210H262L263 212H264V201H261ZM177 204V205H176ZM241 204V205H240ZM206 206V207H205ZM175 207V208H174ZM203 208V209H202ZM262 208V209H261ZM260 209V210H259ZM238 212H237V211ZM235 211H236V213H235ZM191 212V213H190ZM215 212H216V214H215ZM218 212V213H217ZM254 212H256V213H254ZM261 212V211H260ZM224 213V214H223ZM158 214V215H157ZM156 214V216L155 217H152V219H156V218H158V217H160V216H164V215H166V213L165 212H160V213H157ZM184 214V215H183ZM192 214V215H191ZM194 215V216H193ZM221 215V216H222ZM216 216V217H217ZM251 217V216H250ZM181 218V219H180ZM252 218V217H251ZM262 221L260 220V222L259 223H261L260 225H259V223H258V225H254V227L256 228L257 226V230L255 231V229H252V230H254V231H252V230H250V232L248 231V234H246L245 236H247L248 235V238H245V236L244 235H240L241 233H239L240 231L239 230H237L238 228L240 229L241 227H239L238 225L240 224V225H244L245 223H247L246 221L243 223L242 221H244L246 218H244V219H240L239 220V223L237 222V223H235V224H233V225H231L230 226V231H231V229L234 227V225L237 227V229H236V227L235 228H233V230L234 229H236V231L235 232H237L239 235H236L237 233H234L233 234V238L234 239H231L232 238V236H230V237H228L230 240H228V239H226V241H227V243H224L225 244V246H226V244H227V250L229 251V253L230 254H233L234 253V251H235V254H233L234 256L236 255V256H239V257H236V258H240V260L239 259H237V261H238V264H264V243H262V242H264V216L262 215ZM248 220H249V217L247 218ZM3 220V219H2ZM238 224V225H237ZM152 225H156L158 228H161L160 226H158L157 224H154V223H152ZM170 224H168L167 226H169ZM155 226V228H154V230L155 231H158V229H157V227ZM210 228H208L207 230H205L204 232H202L201 234L203 235V237L206 235V234H208L209 233V235H211V233L210 232H213L215 229H217V228H215V225H210L209 226ZM253 228V227H252ZM219 229V228H218ZM259 229V230H258ZM261 229V230H260ZM213 230V231H212ZM232 232H234V231H232ZM254 234H253V233ZM261 232L263 233V234H261ZM250 233V234H249ZM200 234V237L198 238H196V239H192L191 240V244H190V248L192 249V252H194L195 254H194V256L195 257H197L199 260H200V258L201 257H203V255H207V253H204V252H206L208 249L207 248H209V247H211V245H202V244H195V242L197 241V240H200V238H202L201 235ZM205 234V235H204ZM251 236V238H250V236ZM208 236V235H207ZM207 236H205V237H207ZM240 236H244V238L243 237H240ZM256 236V237H255ZM238 237L239 238H241L240 240L238 239ZM238 239V241H235V240H237ZM257 238V239H256ZM242 239H244V240H242ZM247 241H246V240ZM202 240H203V238H202ZM263 240V241H262ZM240 241V242H239ZM198 242V241H197ZM196 242V243H197ZM235 242H236V244H235ZM231 243H234L233 245L231 244ZM214 244V243H213ZM232 246H231V245ZM241 244L242 245H244V246H241ZM200 245H202V246H205V247H202V246H200ZM215 245V244H214ZM214 245H212V246H214ZM239 245H240V247H239ZM216 246V245H215ZM229 246V247H228ZM234 246V247H233ZM236 246H238V247H236ZM207 247V248H206ZM232 248V250H231V248ZM236 247V248H235ZM260 247V248H259ZM206 248V249H205ZM230 248V249H229ZM240 248V249H239ZM197 250V251H196ZM230 250H231V252H230ZM234 250V251H233ZM197 252V253H196ZM209 252V251H208ZM242 252V253H241ZM238 253V254H237ZM212 254L213 253H211V256H212ZM217 254V253H216ZM244 254V255H243ZM246 254V255H245ZM205 255V256H206ZM210 254L208 253V256H209ZM214 255V254H213ZM218 255V254H217ZM217 255H214L215 257H217ZM233 255H231V258L232 257H234ZM213 256V257H214ZM242 256V257H241ZM247 258L246 260H245V258ZM197 258H195V259H197ZM243 258V259H242ZM233 259V258H232ZM235 259V258H234ZM118 260H120V259H118ZM121 261V260H120ZM115 262L114 264H118V263H120L121 264V262ZM185 263H189L188 261H186ZM237 263V262H236ZM235 263V264H236Z\"/></svg>", "mask_w": 264, "mask_h": 264}]
</instances>
